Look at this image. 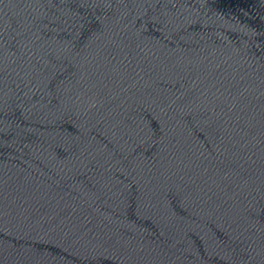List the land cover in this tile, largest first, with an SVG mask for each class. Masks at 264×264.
I'll return each mask as SVG.
<instances>
[{
  "label": "water",
  "instance_id": "obj_1",
  "mask_svg": "<svg viewBox=\"0 0 264 264\" xmlns=\"http://www.w3.org/2000/svg\"><path fill=\"white\" fill-rule=\"evenodd\" d=\"M0 264H264V0H0Z\"/></svg>",
  "mask_w": 264,
  "mask_h": 264
}]
</instances>
